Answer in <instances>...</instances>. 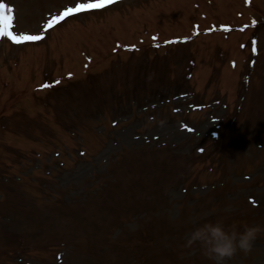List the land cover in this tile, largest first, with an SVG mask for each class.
I'll return each mask as SVG.
<instances>
[{
  "label": "rangeland",
  "instance_id": "1",
  "mask_svg": "<svg viewBox=\"0 0 264 264\" xmlns=\"http://www.w3.org/2000/svg\"><path fill=\"white\" fill-rule=\"evenodd\" d=\"M242 1L107 0L101 17L48 32L65 8L96 0H2L12 31L44 36L24 47L0 37V134L11 145L0 162L23 160L0 163V264H211L184 246L194 227L217 218L264 227V0L238 18L256 17L249 33L202 43L212 52L198 39L151 48L194 21L218 24L216 8L236 20ZM186 11L188 23L175 25ZM141 38L142 51L113 53ZM206 65L208 93H195ZM227 264H264V232Z\"/></svg>",
  "mask_w": 264,
  "mask_h": 264
},
{
  "label": "clouds",
  "instance_id": "2",
  "mask_svg": "<svg viewBox=\"0 0 264 264\" xmlns=\"http://www.w3.org/2000/svg\"><path fill=\"white\" fill-rule=\"evenodd\" d=\"M262 232L264 227L259 224L205 220L189 232L184 246L198 245L211 264H227L237 252L249 253Z\"/></svg>",
  "mask_w": 264,
  "mask_h": 264
},
{
  "label": "snow or ice",
  "instance_id": "3",
  "mask_svg": "<svg viewBox=\"0 0 264 264\" xmlns=\"http://www.w3.org/2000/svg\"><path fill=\"white\" fill-rule=\"evenodd\" d=\"M106 2L107 0H96L95 3L76 4L75 7L65 8L63 15L67 16L79 12L81 10L102 7ZM12 21H13L12 8L9 7L7 4L3 3L2 0H0V37H7L8 39L18 44L23 43L25 41H33L41 38L38 35H30V34L17 35L15 32L11 30L13 26Z\"/></svg>",
  "mask_w": 264,
  "mask_h": 264
},
{
  "label": "bare ground",
  "instance_id": "4",
  "mask_svg": "<svg viewBox=\"0 0 264 264\" xmlns=\"http://www.w3.org/2000/svg\"><path fill=\"white\" fill-rule=\"evenodd\" d=\"M65 21V20H64Z\"/></svg>",
  "mask_w": 264,
  "mask_h": 264
}]
</instances>
